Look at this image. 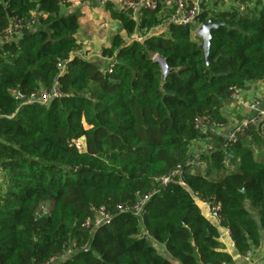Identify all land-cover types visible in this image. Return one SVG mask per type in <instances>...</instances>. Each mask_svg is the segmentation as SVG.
Instances as JSON below:
<instances>
[{
  "label": "trees",
  "instance_id": "1",
  "mask_svg": "<svg viewBox=\"0 0 264 264\" xmlns=\"http://www.w3.org/2000/svg\"><path fill=\"white\" fill-rule=\"evenodd\" d=\"M104 7L119 26L101 64L80 53L71 2L0 0V264H41L71 243L56 264H231L194 195L219 205L236 254L258 247L264 159L254 152L264 147V130L252 128L224 150L221 136L200 134L192 122H223L232 88L264 78V3L202 7L203 22L221 23L211 30L207 63L188 27L152 32L162 11H119L108 0ZM31 15L20 34L1 38L13 18ZM156 54L177 69L162 87ZM211 140L216 148L194 153ZM194 154L198 166L183 185L158 188L155 178ZM138 192L151 194L141 221L120 209ZM99 208L109 220L95 226Z\"/></svg>",
  "mask_w": 264,
  "mask_h": 264
},
{
  "label": "built area",
  "instance_id": "2",
  "mask_svg": "<svg viewBox=\"0 0 264 264\" xmlns=\"http://www.w3.org/2000/svg\"><path fill=\"white\" fill-rule=\"evenodd\" d=\"M208 0H119L114 4L115 9L119 11H132L137 12L140 10H147L150 12L162 11L163 21L158 23L153 27L152 32L154 34H160L165 31L167 24H174L181 27H188L191 36H196L195 31L200 26L203 21L199 18L202 12V4L206 3ZM213 5H222L233 3L232 5L237 6L239 9H244L249 6H254L256 0H245L244 3L242 0H211ZM264 3V0H262ZM100 7L105 10L104 1H101ZM209 10L217 11L216 9L210 8ZM111 19H104L98 23L99 30L105 31L109 30ZM34 22V16L31 15L30 18L23 20L21 18H13L8 26L4 29L2 33V39L8 40L13 36H16L21 33V31L26 28L28 25ZM195 26L194 29L192 27ZM264 83V78L261 80ZM239 88L233 87L231 91V96L238 99L239 98ZM53 96L58 95V90L54 89ZM49 94H42L41 100L45 101L49 98ZM244 106H247L253 110L252 114L248 117H244L238 122L232 124L229 128H225L223 122L212 119L209 115H200L196 116L193 119L192 125L196 132L204 134L207 136H221L222 144L221 148L224 150H229L233 144H235L241 137H249V133L252 128H259L264 130V107H261L259 101H250L245 102L240 101ZM82 144L77 142V147L80 148ZM216 148V147H215ZM204 149V148H203ZM197 157L196 154L189 156L184 162L178 164L173 170L165 175H161L155 178V181L158 184V188L166 187L170 183H177L183 185V176L189 170L197 167ZM157 191V189H154ZM150 192L146 194L137 193L136 200L130 205L121 207L122 211H127L132 213L137 217L138 220H142L144 214L143 206L150 197ZM195 203L202 204L206 207L207 216L214 217L218 220L217 212L219 210V205L215 204L213 200H202L194 195ZM96 218L94 220V225L103 224L108 222L109 217L104 211L103 208L95 210ZM91 220L87 219L84 223L85 227H89ZM229 234V233H228ZM75 244L71 243L69 246L64 247V250L61 254L53 256L49 260L41 264H56L57 262L63 260L67 256H70L72 249Z\"/></svg>",
  "mask_w": 264,
  "mask_h": 264
},
{
  "label": "crops",
  "instance_id": "3",
  "mask_svg": "<svg viewBox=\"0 0 264 264\" xmlns=\"http://www.w3.org/2000/svg\"><path fill=\"white\" fill-rule=\"evenodd\" d=\"M72 3V7L79 10L80 16V27L78 29L77 38L79 43L86 41V38L89 36L90 32L93 31V27H96L98 30V23L104 19H111L110 23V32L107 35L100 36L103 38L104 43H108L111 38L112 30L116 26H119L116 20H113L110 17V12L104 10L100 7L101 1L107 0H67ZM113 4H116L119 0H108ZM213 5V4H212ZM211 5V6H212ZM213 9L218 10L216 6L212 7ZM102 31V30H99ZM106 31V30H105ZM102 31V32H105ZM91 48V47H90ZM245 102L250 101H259L261 107H264V83L262 81L248 83L243 89L239 91V98L236 99L231 95L226 99L221 107V117L223 119V124L225 128H229L235 122H238L244 117H248L252 114L253 110L247 106H244L240 101ZM210 144V143H209ZM200 149L204 144L198 142ZM209 145H206L208 147ZM201 205V206H200ZM198 207L201 213L209 219L213 224L219 228V237L218 240L221 243V250L228 252L232 256L231 264H264V232L260 230V244L258 247L251 249L245 256H240L236 254L234 249V244L230 239L228 231L224 228H221L219 222L216 218L207 216L206 207L202 204H198ZM203 208V210L201 209ZM252 214L255 217H258V212L253 210Z\"/></svg>",
  "mask_w": 264,
  "mask_h": 264
},
{
  "label": "rangeland",
  "instance_id": "4",
  "mask_svg": "<svg viewBox=\"0 0 264 264\" xmlns=\"http://www.w3.org/2000/svg\"><path fill=\"white\" fill-rule=\"evenodd\" d=\"M210 1L211 0H208L206 3L203 2L202 7L212 8V7L216 6V8H218V10H227L233 4V3H229V4H222V5H212V3ZM240 4H237V6H240ZM194 28H195V26L192 27V29H194ZM109 32H110V30H106L105 32H102V31H99L96 27H93V31L90 32L89 36L86 38V41L84 43H83V41L80 42V46H81L80 53H81V55L84 56V58H86L88 60H98L101 62V64H104L105 61H108L109 59L107 57H103L101 54V50L103 48L107 47V44H108V43L107 44L104 43V40L101 36L107 35V34H109ZM100 34H101V36H100ZM78 143L82 144V139H79ZM209 143H210V144H208L209 146L208 147L204 146V149L209 150L211 148L216 147V143L214 141L211 140ZM194 148H195V150L197 149L194 153H198L201 150L199 145L198 146L194 145ZM254 153H255V156L258 157L259 159H264V147L261 149L255 148ZM200 170H204V166H201ZM201 209L203 210V208H201ZM203 212H204V210H203Z\"/></svg>",
  "mask_w": 264,
  "mask_h": 264
},
{
  "label": "water",
  "instance_id": "5",
  "mask_svg": "<svg viewBox=\"0 0 264 264\" xmlns=\"http://www.w3.org/2000/svg\"><path fill=\"white\" fill-rule=\"evenodd\" d=\"M221 23L212 22L211 20H207L200 24V26L196 29L195 35L200 39V48L203 53V58L205 62L207 63V55L209 51L210 46V40L212 38L211 30L216 29L218 26H220ZM153 62H157L160 68L161 72V87L163 86L167 76L171 73H174L177 71L176 68H170L167 63L166 59L162 57L161 55H154L152 58ZM144 239H148L149 236L147 234L143 235Z\"/></svg>",
  "mask_w": 264,
  "mask_h": 264
}]
</instances>
